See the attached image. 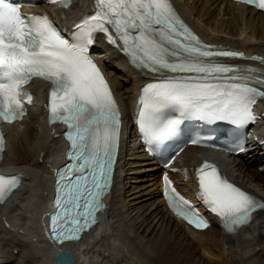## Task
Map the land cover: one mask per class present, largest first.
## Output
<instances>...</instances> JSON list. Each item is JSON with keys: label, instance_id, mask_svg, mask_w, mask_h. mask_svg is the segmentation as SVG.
<instances>
[{"label": "snow or ice", "instance_id": "obj_1", "mask_svg": "<svg viewBox=\"0 0 264 264\" xmlns=\"http://www.w3.org/2000/svg\"><path fill=\"white\" fill-rule=\"evenodd\" d=\"M49 2L67 8L70 0ZM242 2L264 9V0ZM95 9L74 25L76 31L67 39L46 15L23 14L12 0H0V117L5 122L22 117L24 100L30 103L31 96L21 85L40 77L50 82L49 123L67 126L65 155L71 163L57 170L50 216L51 234L58 242L78 240L96 222L95 213L103 208L102 197L111 185L121 117L107 82L89 57L96 33H104L113 44L118 37L136 67L160 74L139 98L138 123L150 139L165 140L176 132L180 118H158L168 106L176 107L181 117L244 125L255 120L252 105L264 98V91L252 83L264 85V78L253 75V69L243 74L210 59L243 54L211 51L180 19L170 0H95ZM197 175L199 195L228 232L248 223L253 211L264 209V203L221 177L213 165L205 162ZM164 180L173 210L197 228L207 227L189 202L170 188L167 177ZM18 183L17 175L0 174V201Z\"/></svg>", "mask_w": 264, "mask_h": 264}, {"label": "bare ground", "instance_id": "obj_2", "mask_svg": "<svg viewBox=\"0 0 264 264\" xmlns=\"http://www.w3.org/2000/svg\"><path fill=\"white\" fill-rule=\"evenodd\" d=\"M88 2L77 0L61 15L52 6L41 8L48 9L55 19L72 22L87 9ZM174 2L205 40L241 51L246 60L240 61L245 65H262L264 11L233 0ZM93 52L111 80L124 122L114 178L103 195L98 222L74 242L55 244L45 232L42 214L48 206L53 167L62 159L63 143L57 133L59 125L45 122L40 98L47 82L34 78L30 87L35 103L21 120L5 127L1 165L18 169L23 180L0 203V264H53L54 253L61 249L71 252V264H264V209L253 211L245 226L228 232L208 212L211 223L194 229L168 208L161 192L159 165L143 150L130 120L137 86L147 73L129 66L121 53L101 39ZM256 110L253 131L257 138L251 140L247 152L213 154L188 145L168 167L175 186L192 199L198 195L193 172L200 157L206 155L264 203V98ZM187 250H192L191 257L184 256Z\"/></svg>", "mask_w": 264, "mask_h": 264}, {"label": "water", "instance_id": "obj_3", "mask_svg": "<svg viewBox=\"0 0 264 264\" xmlns=\"http://www.w3.org/2000/svg\"><path fill=\"white\" fill-rule=\"evenodd\" d=\"M72 257V254L68 250L64 252L57 251L53 256V264H71Z\"/></svg>", "mask_w": 264, "mask_h": 264}, {"label": "rangeland", "instance_id": "obj_4", "mask_svg": "<svg viewBox=\"0 0 264 264\" xmlns=\"http://www.w3.org/2000/svg\"><path fill=\"white\" fill-rule=\"evenodd\" d=\"M191 252H192V250H190V251L187 250L186 252H184V256H185V257H188V256L191 257V256H190V255H191ZM185 253H186V254H185ZM210 263H211V262H210ZM211 264H215V263H211Z\"/></svg>", "mask_w": 264, "mask_h": 264}]
</instances>
